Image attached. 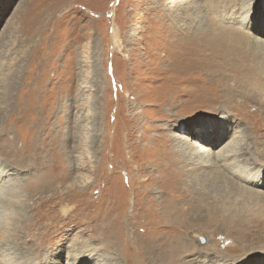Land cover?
Listing matches in <instances>:
<instances>
[{
  "label": "rangeland",
  "instance_id": "1",
  "mask_svg": "<svg viewBox=\"0 0 264 264\" xmlns=\"http://www.w3.org/2000/svg\"><path fill=\"white\" fill-rule=\"evenodd\" d=\"M224 1L0 0V164L17 168L4 189L24 207L17 204L10 216L14 247L33 246L35 256L49 249L39 264H50L57 246L63 264L94 258L140 264L136 246L156 240L162 247L166 234L145 230L161 218H151L153 208L141 201L149 177L138 170L149 162L159 181L172 176L154 161L163 145L178 150L174 138L184 134L174 127L184 125L193 128L186 132L188 149L197 153L206 146L212 152L204 153L213 156L231 145L226 137L218 140L232 128L239 161L223 167L206 163L204 153L188 162L175 153L174 165L187 172L184 189L193 196L179 233L193 252L179 264L264 259V242L245 234L254 222L240 226L228 212L213 214L198 201L203 190L221 203L241 200L227 180L211 178L218 167L220 176L230 165L264 179V0ZM217 119L223 128L213 125ZM196 171L205 188L191 179ZM114 200L125 202L123 234L112 227L116 218L108 219ZM259 204L245 205L247 216L264 225ZM111 237L118 239L116 250L105 249ZM88 250H95L90 261Z\"/></svg>",
  "mask_w": 264,
  "mask_h": 264
},
{
  "label": "bare ground",
  "instance_id": "2",
  "mask_svg": "<svg viewBox=\"0 0 264 264\" xmlns=\"http://www.w3.org/2000/svg\"><path fill=\"white\" fill-rule=\"evenodd\" d=\"M223 2H225L224 0H222ZM227 1V0H226ZM236 1V0H234ZM213 3H215L213 1ZM212 3V4H213ZM221 3V2H220ZM227 3V2H226ZM231 3V2H229ZM228 3V4H229ZM240 3V2H239ZM224 4V3H223ZM218 5V4H217ZM222 5V4H221ZM231 5V4H230ZM229 5V6H230ZM233 5V3H232ZM216 7V4L213 6V8ZM232 7V6H231ZM264 8V7H263ZM237 15V14H236ZM239 15V14H238ZM261 34V33H260ZM264 34V33H263ZM240 34H238L239 36ZM241 37V36H240ZM208 38V37H207ZM234 39V38H233ZM239 39V38H238ZM236 40V38H235ZM244 40V39H242ZM247 40V39H246ZM206 41V40H205ZM240 41V40H239ZM222 42V41H221ZM237 42V41H236ZM243 42V41H240ZM245 43V41H244ZM243 43V44H244ZM201 44V43H200ZM203 44V43H202ZM201 44V45H202ZM205 44V42H204ZM247 44V43H246ZM216 52V51H215ZM10 89L13 88V86H9L7 87ZM254 101V100H253ZM255 101H259V99L257 100V98L255 99ZM19 112V111H18ZM19 114V113H18ZM11 119V118H10ZM25 119V118H24ZM222 119V118H221ZM221 119H217L215 121V123H213V125L218 124L219 126L221 125V127L223 128L225 126V122H222L221 124ZM13 121V120H12ZM18 122V121H17ZM219 122V123H218ZM11 124V122H10ZM18 124V123H17ZM12 126V125H11ZM4 127V126H3ZM8 127V126H7ZM76 128V127H75ZM207 128V126H206ZM9 129V128H8ZM55 129V128H54ZM174 130H176L178 133L181 132V134H184V137L181 135H177V137H180L181 139L177 138L174 140H179L178 142V147H177V151H175L173 148L171 149L169 147V145H163V151L159 152V159L154 161L155 165H157V167L159 168V170H171L172 172V176L170 177H165L164 179H161V181L158 180V171L157 170H153L152 172H150V163L147 162L145 163L146 165L144 167H140L138 172L144 173L145 169L148 170L147 171V175L149 177V179L147 181L144 182L143 186L147 187L146 193L144 194V197H142L141 201H144V205H150L153 209L152 212L149 214L151 218L155 219L160 217L161 222L155 224L153 223L150 227L147 228V226L145 227L146 229H156L157 228V233H161V232H165L163 234H166V238L164 240H162V247H161V243L160 242H156L155 241H150V243L146 244H142L140 246H136V252L138 253V255L140 256L141 260H140V264H179V260L181 257H184L185 260H187L189 257L192 256V252L193 250L190 249V245L191 242L185 239H182L179 236L180 233V227H181V220L184 217H187L189 214V211L192 207V201H193V196L189 193V191H185L184 186L188 183L185 184V178H187L186 174V170L184 169V167H180V166H175L174 163L175 161L173 160V158L175 157V153H178V155L180 156V159L185 162H188L186 160L187 158L192 159L193 158V154H198L202 155L200 153H204L208 150L211 151V149H208V147L206 146H202L200 149H198L197 153L196 151H191L188 149V147H190V143L187 140L188 137V133H186L187 131H193V128H187L184 125H178L174 127ZM190 130V131H189ZM219 131V128H218ZM14 132V131H13ZM176 132V133H177ZM225 134L223 135V133H221V135H219V140L218 141H222L225 143V140H231L230 141V146L227 145V147H224L221 149L220 147V152L217 154L213 153L210 154H205L202 155L204 156L202 159L206 160L207 163V159L208 162H218L219 164H223L225 167V165L230 164L229 162L232 160V162H238L239 160L236 157V149H235V145L232 146V139L233 136L235 134H233V130L232 128L226 131H224ZM5 134V133H4ZM11 134V133H10ZM13 135V134H12ZM210 136V135H209ZM172 137V136H171ZM170 137V138H171ZM212 137V136H211ZM222 137H226L225 140H222ZM230 137V138H229ZM23 138V136H22ZM62 138V137H61ZM75 139V138H74ZM162 139V138H161ZM4 141V140H3ZM11 141V140H10ZM9 141V142H10ZM37 141V140H36ZM61 141V140H60ZM73 141V140H72ZM76 141V140H75ZM160 141V140H159ZM63 142V140H62ZM154 142V141H153ZM161 142V141H160ZM162 142H166V141H162ZM161 142V144H162ZM193 142V141H192ZM195 142V141H194ZM17 143V142H16ZM36 143V142H35ZM196 143V142H195ZM223 143V144H224ZM235 143V142H234ZM3 144V143H2ZM9 144V143H8ZM75 145L77 143H74ZM155 144V143H154ZM198 144V143H196ZM221 144V146L223 145ZM13 145V144H12ZM237 145V144H236ZM44 146V145H43ZM66 146V145H64ZM76 147H78L76 145ZM17 148V147H16ZM105 148V147H104ZM195 148V147H194ZM227 148V149H226ZM21 149V148H20ZM61 149V148H59ZM64 149V148H63ZM10 150V149H9ZM193 150V149H192ZM13 151V150H11ZM2 152V151H1ZM15 152V151H14ZM212 152V151H211ZM22 153V152H21ZM8 154V153H7ZM194 154V155H195ZM231 154V155H230ZM233 154V155H232ZM20 155V154H19ZM22 156V155H21ZM20 156V157H21ZM15 157V156H14ZM26 157V156H25ZM141 157V156H140ZM29 158V157H28ZM107 158V157H106ZM105 158V159H106ZM200 158V157H199ZM10 159V158H9ZM20 159V158H19ZM27 159V157H26ZM116 159V157H115ZM175 159V158H174ZM179 159V160H180ZM195 159V157H194ZM198 159V158H197ZM201 159V158H200ZM201 159V160H202ZM37 160V157H36ZM34 160V161H36ZM147 160H149L147 158ZM172 160L174 162H172ZM196 160V159H195ZM9 161V160H8ZM11 161V159H10ZM21 161V160H20ZM1 162V161H0ZM14 162V160L12 161ZM244 163V165L247 166V164L250 163V160L244 157V160L242 161ZM21 163V162H20ZM27 163V162H26ZM152 163V162H151ZM6 163H1L0 164V264H39L38 259L39 258H43L45 259V257L47 256V254L49 253V249L44 247L39 248L37 255H32V250H35L37 248H33V246L27 247V248H23V250L18 249L16 247L13 246V243L11 242L10 238H12L13 233L11 234V228L10 225L13 224L12 223V219L10 216L14 215V211L17 208V204L16 203V199H14V196L12 193H8L6 195V192H9L10 190L6 191V189H4L5 185H6V181L9 178L8 173L12 172L14 170H9L8 168V164L7 165H3ZM15 164V163H14ZM30 164V163H29ZM235 164V163H234ZM16 165V164H15ZM20 166H22L21 164H19ZM127 166V165H125ZM213 166V165H212ZM239 166V164L237 165ZM215 167V166H214ZM213 167V168H214ZM228 167V166H227ZM14 168V167H13ZM23 168V167H21ZM25 168V167H24ZM32 168V167H31ZM75 168V167H73ZM216 168V167H215ZM26 169V168H25ZM47 169V168H46ZM227 170L223 169V173L220 176L221 172L219 170V167L217 168V171L213 172L211 174V178L212 179H217V180H227L228 184H231V189L236 191H240V193H238V198L240 197L241 200L238 201V204L236 203H232L231 201H233L232 199L228 198V199H223L224 201L221 203L222 199H217V198H213V197H209L207 195H205L206 191H204V195H201L198 198V201H200L201 205L203 206L205 204L206 201V209L210 210L213 214H220L222 212H228L231 215V218L229 215V218L227 217V219H233L235 218V223H239L240 226L245 227V225L251 221L254 222L255 225H253L251 228H246V231L248 233L247 236L250 235V237L252 238V240L255 243H262L264 242V238L263 236H261V234H264V225L260 222H258L257 220H254L252 217L247 216V210L249 207H246L245 205L248 204H255L257 206H260L259 203H264V195L262 193H260L259 191L257 192L255 190V188H253L252 186L255 187H261L262 189H264V179H260L259 177H257L256 175H252V172L250 171V173H248L247 171L249 170L247 168V170L244 171H238L235 172V169L233 170L230 165L228 168H226ZM24 170V169H23ZM71 170V168H70ZM74 170V169H73ZM76 170V169H75ZM192 171V170H191ZM73 172V171H72ZM76 172V171H75ZM128 173V172H126ZM227 173V174H225ZM51 174V173H50ZM77 174V173H76ZM191 175V174H190ZM44 176V174H43ZM54 176V175H53ZM72 176V175H71ZM192 176V175H191ZM189 176V177H191ZM217 176V177H216ZM74 177V176H73ZM142 176H140L141 178ZM204 176L201 175V173L199 171H196L193 176H192V180L194 181L195 184H197L199 181H202L203 185L202 188H205L204 182L205 180L201 179ZM207 179V181L209 180V176L205 177ZM29 179V178H28ZM74 179V178H73ZM160 179V178H159ZM260 180V181H258ZM206 181V182H207ZM27 182V181H26ZM193 183V184H194ZM250 186H249V184ZM189 184V183H188ZM21 186V185H20ZM19 186V189H20ZM194 186V185H193ZM22 187V186H21ZM48 187V186H47ZM47 187H44V190L47 191ZM251 187V188H250ZM23 190V189H22ZM196 190V189H195ZM202 190V189H201ZM258 190V189H257ZM16 191V190H15ZM14 191V192H15ZM43 191V189H42ZM49 191V188H48ZM57 192V191H56ZM43 193V192H42ZM16 194V193H15ZM39 194V193H37ZM53 194V192H52ZM136 194V192H135ZM134 194V196H135ZM16 196V195H15ZM242 196V197H241ZM60 197V196H59ZM258 197H261V199H259ZM13 198V199H12ZM20 199V198H19ZM18 200V199H17ZM259 202V203H258ZM118 203H116V201L114 200L112 205L115 206L114 210L111 211L110 215L108 216L109 220H112V218H116L112 223L117 224V227L114 226V224L112 225V227L115 229V232L119 233V234H123L124 232V227L122 226V218H123V209L125 208V202H122L121 204L117 205ZM19 205V204H18ZM23 205V204H22ZM20 206V205H19ZM18 206V207H19ZM263 206V205H261ZM235 207V208H233ZM24 208V207H23ZM20 206V210L23 209ZM42 208V207H41ZM155 208H161L160 210H156ZM264 208V207H262ZM18 210V211H20ZM1 211L7 212L5 214H1ZM220 212V213H219ZM36 215V214H35ZM2 217V218H1ZM5 217V218H3ZM16 219V218H15ZM14 219V220H15ZM124 219V218H123ZM7 220V221H6ZM29 221V220H28ZM84 221V220H83ZM15 223V222H14ZM124 223V221H123ZM129 223V221H128ZM127 223V224H128ZM106 224V223H105ZM126 224V223H125ZM14 225V224H13ZM16 225V224H15ZM18 225V224H17ZM100 225V224H99ZM37 226V225H36ZM127 226V225H126ZM16 227V226H14ZM99 227V226H98ZM101 227V226H100ZM143 227V226H142ZM36 229V228H35ZM38 229V228H37ZM13 230V229H12ZM99 230V229H98ZM128 230V229H126ZM141 230V229H140ZM33 231V230H32ZM40 231V230H39ZM38 231V232H39ZM72 231V230H71ZM74 231V230H73ZM85 231V230H84ZM94 231V230H92ZM31 232V231H30ZM75 232V231H74ZM86 232V231H85ZM98 232V231H97ZM151 232V231H150ZM68 233V232H67ZM100 233V232H99ZM26 234V233H25ZM63 234V233H62ZM65 234V233H64ZM155 234V233H154ZM66 235V234H65ZM86 235V234H85ZM12 236V237H11ZM32 236V235H31ZM41 236V235H40ZM62 236V235H61ZM72 236V235H71ZM156 236V235H155ZM19 237V236H18ZM17 238V237H16ZM29 238V237H28ZM152 238V237H151ZM150 238V239H151ZM168 238V241H166ZM148 239V238H147ZM18 240V239H17ZM28 240V239H27ZM35 240V239H32ZM69 240V239H68ZM116 240H118L117 238L111 237L109 240L110 246L105 249H112V250H116L117 246H116ZM29 241V240H28ZM61 241V240H60ZM59 241V242H60ZM66 241V240H65ZM252 241L251 244L254 245V242ZM15 242V241H14ZM51 242V241H50ZM57 242V241H56ZM67 242V241H66ZM83 242V241H82ZM113 242V243H112ZM19 243V242H18ZM112 243V246H111ZM38 244V243H37ZM60 244V243H59ZM75 243H73L74 245ZM82 244V243H81ZM44 245V244H42ZM54 245V243L52 244ZM211 245V244H210ZM64 246V245H63ZM55 247V246H54ZM70 247V246H69ZM92 247V246H91ZM53 248V247H51ZM76 249V248H75ZM89 251V250H88ZM90 252V253H89ZM88 252V256L89 257V261L90 259V254L94 253L95 250H90ZM133 253V252H132ZM63 249L60 248V246H57L56 248H53V250L51 251V256L50 258V264H63V260H61V258L63 257ZM92 255V254H91ZM80 256V255H79ZM95 256H97V254H95ZM134 256V255H133ZM81 257V256H80ZM33 258L37 259L34 260ZM84 258V257H82ZM91 258H94V255H92ZM95 260H91L90 264H93L95 262V264H104L103 261L98 262L96 258H94ZM76 262H80L79 258L75 259ZM131 260V259H130ZM230 260H233V258H231ZM107 261V260H106ZM132 261V260H131ZM135 261V260H134ZM189 261V259H188ZM137 262V260H136ZM139 262V261H138ZM87 263V262H86ZM135 263V262H134ZM182 263V262H181ZM254 264H264V259L260 258L258 259Z\"/></svg>",
  "mask_w": 264,
  "mask_h": 264
},
{
  "label": "water",
  "instance_id": "3",
  "mask_svg": "<svg viewBox=\"0 0 264 264\" xmlns=\"http://www.w3.org/2000/svg\"><path fill=\"white\" fill-rule=\"evenodd\" d=\"M201 241H203V239Z\"/></svg>",
  "mask_w": 264,
  "mask_h": 264
}]
</instances>
